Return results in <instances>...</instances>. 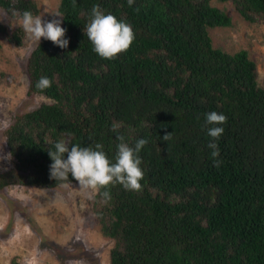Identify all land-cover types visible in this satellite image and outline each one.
<instances>
[{
    "label": "trees",
    "instance_id": "1",
    "mask_svg": "<svg viewBox=\"0 0 264 264\" xmlns=\"http://www.w3.org/2000/svg\"><path fill=\"white\" fill-rule=\"evenodd\" d=\"M211 1L59 0L69 44L41 38L24 59L27 93L50 101L16 114L3 130L12 164L0 171V189L64 184L50 178L48 154L61 139L99 143L113 162L118 134L131 147L147 139L139 153L142 190L117 183L100 190L110 192L106 202L93 196L100 230L113 240L109 264H264V88L246 50L213 46L207 28L231 19ZM217 1L230 2L245 20L264 19V0ZM94 5L135 33L114 59L96 54L84 32ZM0 9L12 19L38 10L33 0H0ZM17 28L0 26L20 45ZM41 77L50 88H36ZM212 111L227 117L215 141L219 167L208 147Z\"/></svg>",
    "mask_w": 264,
    "mask_h": 264
},
{
    "label": "rangeland",
    "instance_id": "2",
    "mask_svg": "<svg viewBox=\"0 0 264 264\" xmlns=\"http://www.w3.org/2000/svg\"><path fill=\"white\" fill-rule=\"evenodd\" d=\"M37 14L51 21L59 0H33ZM211 4L231 19L228 26L207 28L213 46L233 53L244 49L256 65V79L264 88V19L245 20L230 2ZM0 9V26L18 29ZM20 28V27H19ZM21 29V28H20ZM0 30V155L8 154L3 130L18 113L50 100L42 94L27 93L28 79L23 63L35 46L22 30L21 44L9 40ZM12 160H0V171ZM44 188L7 185L0 189V264H109L113 240L102 234L93 212V197L70 182Z\"/></svg>",
    "mask_w": 264,
    "mask_h": 264
},
{
    "label": "clouds",
    "instance_id": "3",
    "mask_svg": "<svg viewBox=\"0 0 264 264\" xmlns=\"http://www.w3.org/2000/svg\"><path fill=\"white\" fill-rule=\"evenodd\" d=\"M134 0H128L131 6ZM18 17L17 24L25 33L27 39L36 45H40L41 38L51 41L60 48H67L69 41L65 39L66 29L61 27L62 19L53 18L45 20L44 14L34 15L31 11H24L22 14L15 12ZM53 17L63 18L60 13L52 14ZM84 32L93 45V50L101 58L114 59L119 54L127 52L135 40V33L131 24L118 20L112 14H104L98 5L91 10L90 22L86 25ZM52 81L47 77H41L36 88L41 91L50 88ZM227 122L224 114L212 111L205 116L206 125L211 127L207 135L211 138L208 147L212 149L211 156L214 158V166L219 167L221 161L215 158L219 156V148L215 141L224 133V128L219 126ZM120 124L114 123L112 131L119 133ZM71 136V133L68 134ZM172 132L166 133L162 139L169 141ZM120 143L117 145L115 162L110 160L99 143L95 148L82 147L80 144H69L61 139L55 143V151H49L53 161L50 165V178L55 181L64 182L65 187L69 186V175L78 182L79 188L89 192V198L100 193L105 202L111 199L107 189L111 185L120 184L126 190L141 191L140 181L144 178V172L140 167L142 161L139 157L140 151L147 145V139H139L134 147L125 142L123 135H117ZM69 145L71 147L69 148ZM2 152V148H0ZM65 154L67 157L65 158ZM0 160H11V153L0 155Z\"/></svg>",
    "mask_w": 264,
    "mask_h": 264
}]
</instances>
